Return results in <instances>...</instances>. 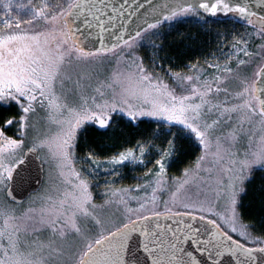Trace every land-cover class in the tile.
I'll return each mask as SVG.
<instances>
[{
  "label": "snow or ice",
  "instance_id": "obj_1",
  "mask_svg": "<svg viewBox=\"0 0 264 264\" xmlns=\"http://www.w3.org/2000/svg\"><path fill=\"white\" fill-rule=\"evenodd\" d=\"M14 7L0 0V108L17 109L0 121V264H264V237L242 222L240 202L245 174L264 168V63L250 76L264 61V0H120L118 7L113 0H28ZM208 16L243 30H233L230 43L223 34L202 62L184 65L187 72L155 55L149 70L135 55L145 40L164 51L153 38L165 23L171 30L188 17L206 24ZM100 53L113 54L110 72L113 60ZM109 111L129 123L147 117L167 125L168 146L137 141L111 155L91 148L78 155V134L89 123L107 130ZM13 125L19 138L5 135ZM181 141L197 143L201 155L169 177ZM38 152L49 165L48 187L15 207L16 194L38 179L21 165ZM148 164L135 177L145 184L113 188L105 179L95 202L101 175ZM169 185L170 201L157 211L156 193ZM148 188L151 196L128 194Z\"/></svg>",
  "mask_w": 264,
  "mask_h": 264
},
{
  "label": "trees",
  "instance_id": "obj_2",
  "mask_svg": "<svg viewBox=\"0 0 264 264\" xmlns=\"http://www.w3.org/2000/svg\"><path fill=\"white\" fill-rule=\"evenodd\" d=\"M201 15L204 14L201 13ZM207 21L205 24L198 22L195 17H188L183 22H174L175 27L171 30L168 23H165L159 29L162 35L153 38L156 44H160L161 40H163L164 51L153 48L149 41H147L142 49L143 51H150L149 57H153L154 55L164 57L166 67L169 66L168 61L171 60L173 69L183 70L185 64L189 62L194 63L198 59L202 61L208 53L215 51L217 41L223 39V34H227V40L230 43L233 30H243L240 23L226 20L222 16L207 17ZM217 32L222 35L217 36ZM178 33L183 34L182 39L178 36ZM257 42L259 43V41ZM157 62L159 63L160 61L157 60ZM15 112L14 106L11 108V111L0 108V121H2L3 117ZM157 127L156 123L151 121V119L144 118L129 123L128 119L124 117L116 121L112 119L107 130H99L96 125L92 124L85 125L79 135L78 152L84 154L91 148L95 149L98 153L102 152L111 155L126 147L135 146L137 141L155 140V143H158L161 137L156 132L161 128ZM7 131L10 132L9 129ZM159 133L165 135V132ZM194 145L192 141L178 142L179 158L170 168L171 174H175L185 167L187 163L193 161L197 152ZM240 202L245 206L242 209L243 222L253 226L251 230L255 235L264 237V170L259 169L252 173L246 182L245 191L241 195Z\"/></svg>",
  "mask_w": 264,
  "mask_h": 264
},
{
  "label": "rangeland",
  "instance_id": "obj_3",
  "mask_svg": "<svg viewBox=\"0 0 264 264\" xmlns=\"http://www.w3.org/2000/svg\"><path fill=\"white\" fill-rule=\"evenodd\" d=\"M35 2H39V0H35ZM16 3H28V0H13V7L15 6V4ZM13 15H16V11H15V7H14V10H13V13H12ZM3 15V11H2V9H0V16H2ZM3 26L2 25H0V28H2ZM249 31H252V29H249ZM147 41L148 40H145V41H143L138 47H137V49H136V51H135V55L137 56V57H141V58H143V61H144V64H145V66H147V67H149V70H151V60H152V58L153 57H149V55H150V51L149 50H146V51H143V47H144V45L147 43ZM258 43V42H257ZM116 52L117 53H119V49H117L116 50ZM100 55L101 56H106L107 58H111L112 60H113V63L111 64V65H108V71L110 72L111 71V69L113 68V67H115V59L113 58V54L112 53H107V54H105V53H100ZM130 59V58H129ZM203 61V60H202ZM201 61V62H202ZM261 63H263V61H257L254 65H253V67L251 68V70H250V76H251V79H255V76H254V73L256 72V71H258L259 70V67H260V65H261ZM93 67V65L91 64V63H89L88 65H86L85 66V68L86 69H90V68H92ZM102 71H103V69H101ZM157 71H159L158 69H157ZM173 71H184V72H187V69L186 68H184L183 70H176V69H173ZM101 79H103V76H101ZM170 82V81H169ZM221 99H223V97H221ZM15 108V107H14ZM15 110L17 111V109L15 108ZM110 117H111V120L112 119H115V121L117 120V119H119V118H122V117H124V118H126L127 119V117H125V116H123V115H121L120 113H111L110 111L107 113ZM146 119H151V118H147V117H145ZM141 119H144V118H141ZM111 122V121H110ZM89 124H92V125H96V124H94V123H89ZM89 124H86V125H89ZM157 125V124H156ZM97 127H98V125H96ZM158 126V125H157ZM17 125H13V126H11L10 128H8L9 130H10V132H8L7 131V129L5 130V135H7V136H10V137H13V138H19V134L17 133V131H16V129H17ZM85 127V126H84ZM157 128H159V127H157ZM161 129L159 130L158 129V131L156 132V134L158 135V136H160L161 137V139L160 140H158L159 142L158 143H155L156 145H157V147H160V146H162V147H167L168 145H167V139L168 138H170V136L169 137H165V135H163V134H160L159 132H165L164 130L167 128V126H165V125H163V126H161L160 127ZM259 130V126H257V131ZM82 132V131H81ZM81 132L78 134V136L81 134ZM256 139H258V136L256 137ZM154 142H155V140H153ZM140 142H142V143H144V142H146V140H142V141H140ZM193 142V141H192ZM195 145V148H196V150H197V152H196V154H195V157H194V159H193V161L192 162H189V163H187V165L185 166V167H188L190 164H192V163H194V161L196 160V158L199 156V155H201V148L198 146V144L197 143H195V142H193ZM28 147H31V144H29L28 145ZM134 147V146H133ZM127 148V147H126ZM27 148H24L23 149V152L26 150ZM123 150V149H122ZM122 150H120V151H122ZM240 151H241V153H243V151H244V149L243 148H241L240 149ZM38 154V156L40 157V162H41V164H42V166H43V170H44V177H43V184H42V187H41V189L36 193V194H34V195H31L25 202H23V203H21V204H15V205H13V206H15V207H27L28 206V202H29V200L32 198V197H34L35 195H37V194H43V192H44V190H45V188H47L48 187V176H49V171H50V169H49V165L47 164V163H45L44 161H45V154H44V152H38L37 153ZM19 155V154H18ZM78 155H83L81 152H78ZM137 155H139V152H138V150H137ZM149 158H153V157H151V156H149ZM78 166V165H77ZM150 167H152V165L151 164H148L147 165V167H143V166H140V167H137V168H133L132 166H127V167H125V168H121V169H119V171L122 173V175H120V176H118V177H105V176H103V175H101L99 178H98V180H99V183H100V185H101V187L100 188H92V192H93V195H94V197H95V202L96 203H101L102 202V199H103V197L99 194L102 190H103V181L105 180V179H109V180H112L113 182H112V187L113 188H132V189H135V187H136V185L137 184H140V185H143V184H145V181L143 180V179H135V177H137V176H143V174H144V172H146L147 171V168H150ZM185 167H183L182 169H180L178 172H176L175 174H171L170 173V168L168 169V176L169 177H178V176H180L181 175V173H182V170L185 168ZM259 169H261V170H264V168H262V167H260L259 165H257V166H254L253 167V169H252V171H251V173L250 174H245L246 176H247V178L245 179V181H244V183H243V185H242V187L245 189V185H246V182H247V180L249 179V177L252 175V173L253 172H255V171H257V170H259ZM53 175H54V173H53ZM174 190V188L173 187H171L170 185L168 186V190L167 191H164L162 194H161V192H157L156 193V196H157V203H158V207L156 208V210L157 211H161V212H163L164 211V201H170V196H171V192ZM191 191H194V189H192ZM244 192V191H243ZM243 192H241L240 193V198H241V195H242V193ZM129 195H133V196H139V197H143V196H145L146 194L148 195V196H151V188H148L147 189V193H145V191H143V190H141L140 192H136V191H132V192H130V193H128ZM190 194V193H189ZM0 199H3V193L2 192H0ZM9 203H11V202H9ZM133 207H135L136 205L135 204H133L132 205ZM169 206L171 207V204H169ZM173 211H177V210H179V209H177V208H175V207H173V209H172ZM145 214H148V213H145ZM242 222H243V220H242ZM243 223H245V222H243ZM246 224V223H245ZM252 231V230H251ZM253 232V231H252ZM253 235L254 236H257V235H255V233L253 232ZM234 238H236L235 236H234ZM243 242V241H242ZM248 246L249 247H256V246H261V245H257V244H254V243H249L248 244Z\"/></svg>",
  "mask_w": 264,
  "mask_h": 264
},
{
  "label": "water",
  "instance_id": "obj_4",
  "mask_svg": "<svg viewBox=\"0 0 264 264\" xmlns=\"http://www.w3.org/2000/svg\"><path fill=\"white\" fill-rule=\"evenodd\" d=\"M113 2L117 5V7L119 6L120 0H113ZM140 2V0H128L129 4L135 5L138 4ZM128 9H126L127 11ZM211 17V16H208ZM214 18V17H211ZM121 19L119 17V13H117V27L119 29V25L121 23ZM111 40L110 39H106L105 43L110 46L111 45ZM96 47H99V44L97 43ZM93 51H95V49H92ZM264 63V62H263ZM27 152V149L24 151ZM36 156H38V154H36ZM36 156H33L31 154H29L26 159H25V163L23 165H21V170L25 172L26 175L32 176V177H38V179H32L30 185L27 188V191L24 193H17L16 194V204H21L23 203L31 194L36 193L37 191H39V189L42 186L43 183V177H44V170H43V166L40 162L39 159L36 158ZM259 247V246H256Z\"/></svg>",
  "mask_w": 264,
  "mask_h": 264
}]
</instances>
